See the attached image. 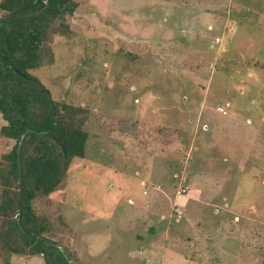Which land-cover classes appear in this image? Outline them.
I'll list each match as a JSON object with an SVG mask.
<instances>
[{
  "label": "rangeland",
  "instance_id": "obj_1",
  "mask_svg": "<svg viewBox=\"0 0 264 264\" xmlns=\"http://www.w3.org/2000/svg\"><path fill=\"white\" fill-rule=\"evenodd\" d=\"M78 2L31 70L87 110L47 235L73 264H264V0Z\"/></svg>",
  "mask_w": 264,
  "mask_h": 264
},
{
  "label": "trees",
  "instance_id": "obj_2",
  "mask_svg": "<svg viewBox=\"0 0 264 264\" xmlns=\"http://www.w3.org/2000/svg\"><path fill=\"white\" fill-rule=\"evenodd\" d=\"M78 7V0L0 2L2 16L42 9L28 18L0 19V243L12 253L42 255L46 264H73L72 255L47 235L51 225L35 212L33 203L61 186L75 158L86 157L89 132L87 110L51 98L49 88L31 70L53 57L46 46L51 31L71 35L69 17ZM24 134V208L19 215L18 147Z\"/></svg>",
  "mask_w": 264,
  "mask_h": 264
},
{
  "label": "water",
  "instance_id": "obj_3",
  "mask_svg": "<svg viewBox=\"0 0 264 264\" xmlns=\"http://www.w3.org/2000/svg\"><path fill=\"white\" fill-rule=\"evenodd\" d=\"M41 10L30 12L22 15H16V16H0L1 20H17V19H23L28 18L34 15H37ZM52 98V96H51ZM52 105H53V99H52ZM54 106V105H53ZM25 138V134L22 136L21 141L19 143L18 147V163H19V185H20V207H19V215L22 214L23 208H24V190H25V183H24V174H23V165H22V158H21V148L22 144Z\"/></svg>",
  "mask_w": 264,
  "mask_h": 264
},
{
  "label": "built area",
  "instance_id": "obj_4",
  "mask_svg": "<svg viewBox=\"0 0 264 264\" xmlns=\"http://www.w3.org/2000/svg\"><path fill=\"white\" fill-rule=\"evenodd\" d=\"M220 110H222V111H224V112H225V110H224L223 108H220Z\"/></svg>",
  "mask_w": 264,
  "mask_h": 264
}]
</instances>
